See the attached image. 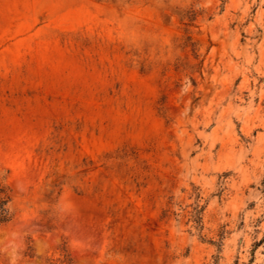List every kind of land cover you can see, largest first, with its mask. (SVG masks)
I'll return each instance as SVG.
<instances>
[{"label":"rangeland","instance_id":"rangeland-1","mask_svg":"<svg viewBox=\"0 0 264 264\" xmlns=\"http://www.w3.org/2000/svg\"><path fill=\"white\" fill-rule=\"evenodd\" d=\"M0 264H264V0H0Z\"/></svg>","mask_w":264,"mask_h":264},{"label":"trees","instance_id":"trees-1","mask_svg":"<svg viewBox=\"0 0 264 264\" xmlns=\"http://www.w3.org/2000/svg\"><path fill=\"white\" fill-rule=\"evenodd\" d=\"M10 202V196L4 191H1L0 195V227L8 224L12 221L13 216L10 213V209L8 207ZM48 264H78L75 262L70 256L64 255L62 257H58L55 259L48 260Z\"/></svg>","mask_w":264,"mask_h":264}]
</instances>
